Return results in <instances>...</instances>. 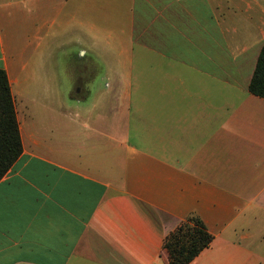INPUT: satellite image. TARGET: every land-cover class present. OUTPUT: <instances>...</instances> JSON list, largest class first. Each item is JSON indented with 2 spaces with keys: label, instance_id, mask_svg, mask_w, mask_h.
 Instances as JSON below:
<instances>
[{
  "label": "crops",
  "instance_id": "0c3cea01",
  "mask_svg": "<svg viewBox=\"0 0 264 264\" xmlns=\"http://www.w3.org/2000/svg\"><path fill=\"white\" fill-rule=\"evenodd\" d=\"M263 45L264 0H0V264H169L193 216L190 264H264Z\"/></svg>",
  "mask_w": 264,
  "mask_h": 264
},
{
  "label": "trees",
  "instance_id": "16d2710c",
  "mask_svg": "<svg viewBox=\"0 0 264 264\" xmlns=\"http://www.w3.org/2000/svg\"><path fill=\"white\" fill-rule=\"evenodd\" d=\"M249 91L264 98V45L260 51ZM23 152L15 98L8 74L0 68V178L3 177ZM214 236L199 217H190L172 231L164 247L169 252V264H190L207 247Z\"/></svg>",
  "mask_w": 264,
  "mask_h": 264
},
{
  "label": "rangeland",
  "instance_id": "374dc122",
  "mask_svg": "<svg viewBox=\"0 0 264 264\" xmlns=\"http://www.w3.org/2000/svg\"><path fill=\"white\" fill-rule=\"evenodd\" d=\"M56 71L58 72L59 76H64V74L61 72L60 69H56ZM41 86L42 88L44 87V85H39ZM71 85L69 84H57V85H52V91H55L59 94V95H64L63 97L65 98L66 97V93L68 92L69 88H70ZM33 90V89H32ZM100 98V96H99ZM257 246V245H256ZM261 250H264V244H260V247H259Z\"/></svg>",
  "mask_w": 264,
  "mask_h": 264
}]
</instances>
